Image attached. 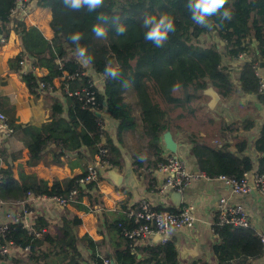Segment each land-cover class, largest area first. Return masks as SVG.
Listing matches in <instances>:
<instances>
[{"label":"trees","instance_id":"obj_1","mask_svg":"<svg viewBox=\"0 0 264 264\" xmlns=\"http://www.w3.org/2000/svg\"><path fill=\"white\" fill-rule=\"evenodd\" d=\"M34 1L37 7L51 9L50 27L54 34L51 41L46 40L35 27L27 28L23 21L10 16L15 0H0V34L8 38L13 31L22 48L21 55L9 61L10 69L17 72L19 61L23 57H30L36 68L48 73L44 77H38L32 72L22 75L21 79L28 91L35 94L40 80L52 86L53 79L61 78L63 72L71 74L82 69L78 60L83 61V58L77 54V44L70 40L72 34L81 33L79 47L85 48L86 55L93 57L87 65L104 77V90L102 93L97 91L98 102L106 114L118 122L119 131L133 129L138 118L142 134L147 139V147L155 158L153 167L161 160V137L172 128V110H168L167 105L183 107L200 99L201 92L211 86L223 100H230L235 93H240L253 96L259 106H264V95L257 93L254 69V65L264 59V0H228L221 12L230 11L232 18L222 20L219 15H213L208 18L212 23L211 28L193 22L187 8L188 0H105L104 5L94 12H89L86 7L79 11L71 10L63 4V0ZM101 14L108 19L98 20ZM160 14H169L174 19L176 32L169 34L162 48H156L144 39L146 29L143 21L147 16L159 17ZM97 24L106 28V38H98L92 31ZM118 25L125 26L126 32L123 35H117ZM212 33L217 36L222 48L215 43L200 42L201 37ZM100 43L103 49H108L111 44L110 55L101 54L97 47ZM253 43L254 47L251 46ZM243 53L249 55L250 59L242 61L236 87L230 68L223 64V58L241 61L239 56ZM109 61L113 67L119 66L120 76L116 80L104 75ZM87 80L84 77L82 81L73 83L81 86ZM176 85L179 87L174 91ZM177 91L181 92L180 97L174 96ZM128 93L133 94L132 104L125 100ZM65 97L68 106L66 118L61 117L63 109L55 101L51 106L50 123L39 128L28 126L24 129L30 135L27 163L39 162L43 150L50 142L56 147V164H61V156L76 153L77 160L84 161V172L79 177L54 179L50 187L45 181L22 174L19 177V190L22 195L29 192L46 196H64L76 190V201L72 206L77 211L97 212L94 207L101 204L100 195L97 194L98 184L91 181L82 186L79 180L85 177L88 164L101 147L108 149L109 161L119 167L120 152L98 124L96 115L83 109L75 97ZM135 109L138 113L136 116ZM195 111L190 108L188 113ZM208 122L214 123L213 120ZM256 123L254 116L237 121H227L220 117L216 130L209 133L212 136L209 141L206 138L191 140L190 151L199 171L211 178L219 175L239 178L243 172L252 170L254 165L251 158L245 154L247 141L238 139L236 134L253 130ZM253 145L260 154L256 169L264 175V118L259 128V137ZM81 148H85V153L81 152ZM0 178L1 183L10 185L13 182L12 169H1ZM119 208L125 211L127 206L123 203ZM108 214L103 208L99 209L96 213L98 221L107 228L117 230L120 235L119 223L127 228L133 227L124 217L109 223L105 219ZM62 222V227L56 234H52L48 231V224L37 219L33 231L42 232L40 239L29 234L20 224L10 227V239L14 245L29 247L26 264L81 262L79 244L92 246L95 243L87 236L81 239L75 237L73 231L81 222L78 217L70 216ZM216 232L218 242L212 247L216 264H252L264 253V247L252 229L225 226L217 228ZM125 240L128 247L117 253L115 264H178L177 248L172 241L165 245L131 249V241ZM45 244H49V247L42 251L41 247ZM139 255L142 258H138ZM14 264L22 263L15 261Z\"/></svg>","mask_w":264,"mask_h":264},{"label":"crops","instance_id":"obj_2","mask_svg":"<svg viewBox=\"0 0 264 264\" xmlns=\"http://www.w3.org/2000/svg\"><path fill=\"white\" fill-rule=\"evenodd\" d=\"M51 20V9L37 7L33 0L31 11L23 18V23L27 28L35 27L46 40L51 41L54 37L50 27ZM251 46L254 47V43ZM21 53L20 40L11 31L6 43L0 45V113L5 116L6 127L12 130L11 133L7 134L6 129L0 127V170L10 167L12 169L13 182L8 186L0 182V199L5 203L4 207L9 206L14 211H18L23 206L25 211L22 215L23 225L26 226L27 230H33L36 220L42 219L48 224V231L56 234L57 230L62 227L64 218L76 216L81 222L76 230L73 231L75 237L81 239L87 236L95 243L92 246H88L86 243L79 244L78 249L84 264H98L97 261L101 263L102 259H108L109 264H115L117 253L125 250L128 247V242L117 230L107 228L98 221L96 213L99 212V209L103 208L109 213L105 219L112 223L116 219L124 217V211L119 208L120 204L124 203L128 206L141 198L147 199L157 208L167 207L169 210L178 211L182 207L190 205L193 207L194 215L197 219L193 228L173 233L170 238V241L177 248L178 264H216L212 247L218 242V238L211 234L210 224L214 220L213 208L217 199L226 197L230 202L240 203L246 208L251 217L253 232L257 236H264V197L257 193L252 192L245 197L237 198L232 196L229 188L221 182L216 180L205 181L200 178L194 181L181 194L180 202L171 199V194L167 197L161 196L158 193V179L151 171H148L149 169H155L153 167L155 158L149 147H147V139L142 134L138 118H136L137 124L133 129L119 131V125L116 120L111 119L108 115L103 117L102 130L120 152L121 166L113 164L114 168L111 170L117 176H120L122 180L121 184L117 186L112 180L113 176H101L97 186V194L100 195L101 204L94 207L97 212L77 211L72 205L62 207L48 199L22 195L19 190L20 175L34 176L47 182L50 187L54 179L63 180L81 176L84 172V161L77 160L76 153H73L68 154V156H61L59 158L61 164H56L54 162L57 159L55 157L56 147L54 143L49 142L43 150L42 158L39 162L36 164L27 163L29 159L27 145L30 142V135L24 129L28 126L39 128L50 123L51 106L55 101L63 109L62 118H66L68 106L66 95L60 89L62 85L60 78L53 79L51 92L41 93L37 91L35 94H31L28 91L21 79L19 63L17 72L12 71L9 66V61L21 55ZM23 58L27 59V62L35 67L33 59L30 57ZM246 58L250 59V56L247 55ZM78 62L83 67H86L88 74L96 81L97 90L102 93L104 90L103 76L96 74L82 60L79 59ZM239 70L240 68H238L237 73ZM47 73L46 70L37 68L36 76L44 77ZM79 86L80 84L78 85V83L77 85L72 83L69 85V89H76ZM246 96L247 98L252 97V100L256 102L253 96ZM245 100L242 103H246L249 99ZM227 106H231V104H227ZM262 108L261 106L259 107V109ZM134 114L135 116L138 114L136 109ZM259 114L264 117L261 110ZM189 117L191 124L186 137H184L185 134L182 131H179L174 126L168 133H170L171 138L176 143L175 154L185 160L190 173L198 174L201 171H199L197 162L191 154L192 143L190 141L202 138L208 139L209 132L207 129L212 127L216 130L219 116L216 118L213 113H193ZM231 118L234 121L243 119V117L238 115ZM224 119L228 121V119ZM208 120H213L214 123L210 124ZM261 122H257L256 127L251 131H239L236 134L238 139L247 141L245 154L251 158L254 168L257 166L260 154L255 151L253 144L259 137ZM164 134L160 141V159L163 155L171 153L166 148L163 138ZM81 152L85 153V148H81ZM83 203H86V201L83 200ZM1 210L0 207V221H4ZM157 243L152 238L147 242L136 244L131 242L130 248L149 247L158 245ZM48 247L49 244H45L41 249L43 251ZM193 247L197 248L198 255L196 258L184 257L185 255L183 257L180 256L179 252H182L183 249H191ZM10 253L8 263L5 262L4 258L0 257V264H14L15 261L26 264L29 251L25 252L22 247L15 245V247L11 248ZM138 258H142V255H139ZM252 264H264V253L260 258L254 260Z\"/></svg>","mask_w":264,"mask_h":264},{"label":"built area","instance_id":"obj_3","mask_svg":"<svg viewBox=\"0 0 264 264\" xmlns=\"http://www.w3.org/2000/svg\"><path fill=\"white\" fill-rule=\"evenodd\" d=\"M33 0H15L14 7L10 10V16L23 21V18L31 11ZM8 38L0 34V45L6 43ZM99 49V48H98ZM103 56L111 54L110 49L103 51L99 49ZM246 54L239 56V60L244 61ZM21 67L20 75H25L28 72L36 74L37 68L27 59L23 58L19 61ZM77 69L74 73L68 74L63 72L61 76V91L68 97H75L81 104L83 109L94 113L97 117L99 125L103 124V117L107 114L104 107L97 99L96 81L86 71V67ZM255 76L257 79V93L264 95V59H260L254 65ZM84 77L88 80L85 85H81L76 89H69V85L73 82H80ZM104 81V77H103ZM37 91L51 92L52 86H49L43 81H38ZM0 127L6 129V133L12 132L10 128L6 127L5 116L0 113ZM109 151L105 147H101L94 156V160L89 163L85 177L79 180V184L85 186L89 182L94 181L97 184L101 176L108 170L114 168L113 164L108 159ZM158 179V193L161 196L167 197L172 193L183 194L191 184L202 178L205 181L216 180L227 186L230 194L237 198H242L254 192L264 197V175L259 173L256 168L242 173L239 178L219 175L217 177H209L203 173L192 174L189 172L185 160L178 154L163 155L160 162L155 169H149ZM1 179V178H0ZM26 196L48 199L52 203L66 207L72 205L76 201L77 191L72 190L64 196L57 195H34L26 193ZM4 202L0 199L1 212H3L4 221H0V257L5 259L8 263L10 259V250L15 247L13 241L10 239L11 226L20 224L29 234H34L36 238L40 239L42 232H35L27 230L23 225V213H25L23 206L14 211L11 208L4 207ZM3 206V207H2ZM126 221L133 224L132 228H127L121 223L118 227L121 229V235L133 242H147L153 237L159 236L158 245H165L170 241L171 235L180 231L192 229L197 221L194 215L192 206L187 205L177 210H169L167 207L157 208L150 201L145 198L137 200L134 204L128 205L124 211ZM214 220L210 224V232L214 237H217V228L231 227L239 229H252V221L246 208L237 202H230L226 197H219L213 208ZM260 242L264 247V236H258ZM25 252L29 251V247L22 248ZM79 264H84L81 260ZM99 264H109L108 259H102Z\"/></svg>","mask_w":264,"mask_h":264},{"label":"clouds","instance_id":"obj_4","mask_svg":"<svg viewBox=\"0 0 264 264\" xmlns=\"http://www.w3.org/2000/svg\"><path fill=\"white\" fill-rule=\"evenodd\" d=\"M105 3V0H63V4L75 11H79L81 8L86 7L89 12H94L98 8H101ZM228 3V0H188L187 8L191 12V19L194 23L211 28L212 23L208 19L213 15H219L221 19L232 18V14L228 10L221 12L224 5ZM100 21H106L108 17L101 14L97 17ZM115 22V21H114ZM143 27L146 29L144 33V39L146 42H151L156 48H162L169 39L170 33L176 32V26L174 19L169 14H160L157 16H147L143 21ZM92 31L98 38H106L108 32L104 26L97 24L93 26ZM117 35H123L126 32V28L123 25H118L116 28ZM82 39V34L77 32L70 36V40L77 44V54L83 58L85 64L92 62L93 57L86 55L87 50L79 47V41ZM104 75L116 80L120 76L119 66H112V62L109 61L105 67ZM126 86V85H125ZM179 85L174 86V91Z\"/></svg>","mask_w":264,"mask_h":264},{"label":"rangeland","instance_id":"obj_5","mask_svg":"<svg viewBox=\"0 0 264 264\" xmlns=\"http://www.w3.org/2000/svg\"><path fill=\"white\" fill-rule=\"evenodd\" d=\"M200 42L202 44H206V43H215L217 44L220 48H222L221 42L218 40L217 36L215 34H211L209 36L206 37H201L200 38ZM101 44H97V47L99 49H102L103 51L106 49H103L102 46H100ZM108 49H111V44L110 47ZM223 64L228 66L231 70V77H232V81L234 83V85L236 87H238V68L241 67L242 61H237V60H229L228 58L224 57L223 58ZM174 96L176 97H180L181 96V92L177 91L174 92ZM125 99L128 103L132 104L133 103V94L132 93H128L125 96ZM245 99H249L247 100V102L242 103L243 101H246ZM209 101V98L207 96L202 95V97L200 99H195L193 100L191 103L185 104L183 105V107L177 108L174 106V104H169L166 106V108L169 110H172L170 112V118H171V123L172 126L176 127L179 131H182L186 137L187 136V132H189L190 128V117H189V113L188 110L190 108L195 109L196 111L194 113H213L214 116L217 118L219 116L220 117H224L226 119H228L229 121L236 115L246 118V117H251L254 114V118L257 122H261L263 120L264 117H261L259 112L260 110L262 111V114H264V106L262 109H259V105L254 102L252 100V97L247 98L246 95H242L240 93H235L232 98L230 100H223L220 97V101L217 104V106L213 109L210 110L207 108V103ZM227 104H231V106H227ZM259 110V111H258ZM193 114V113H192ZM197 124V123H196ZM204 125H206L204 123ZM214 130V128L212 127H208L207 131L209 133H212V131ZM208 133V134H209ZM208 141L211 139V136H207Z\"/></svg>","mask_w":264,"mask_h":264},{"label":"water","instance_id":"obj_6","mask_svg":"<svg viewBox=\"0 0 264 264\" xmlns=\"http://www.w3.org/2000/svg\"><path fill=\"white\" fill-rule=\"evenodd\" d=\"M201 95H204V96H207L209 98V101L207 103V108L210 109V110H213L217 104L219 103L220 101V96L219 94L215 91V89L211 86H209L207 89H205L204 91L201 92ZM164 142H165V145H166V148L172 153V154H175L176 153V143L173 141V139L171 138V135L170 133L168 132H165L164 136ZM113 176V182L115 185L119 186L121 184V180L122 178L120 176H117L113 170H108L106 171L103 176L104 177H109V176ZM83 186V185H82ZM182 196L181 194L179 193H172L171 194V199H173L174 201H178L180 202ZM159 240V236H155L153 237V241L154 242H158ZM180 256L183 257H190L192 259L196 258L197 255H198V252H197V248L196 247H193L191 249H183L182 252H179Z\"/></svg>","mask_w":264,"mask_h":264}]
</instances>
